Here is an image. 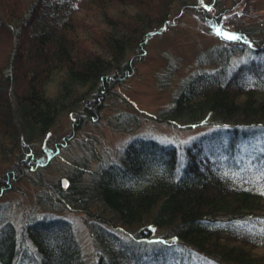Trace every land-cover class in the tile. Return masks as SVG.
<instances>
[{
  "label": "trees",
  "instance_id": "trees-1",
  "mask_svg": "<svg viewBox=\"0 0 264 264\" xmlns=\"http://www.w3.org/2000/svg\"><path fill=\"white\" fill-rule=\"evenodd\" d=\"M167 1L0 0V40L11 29L17 40L25 29L29 34L23 48L11 53L6 74L0 71V157L24 144L27 167L41 169L33 144L62 113L88 108L85 104L102 110L100 102L116 79L131 70L129 61L120 65L136 49L133 44L144 47L154 34L147 28L155 22L165 27ZM213 1L203 10L216 8ZM217 13L208 18L210 26L239 39L222 35L226 49L209 53L217 68L190 77L167 115L157 120L185 129L225 125L228 140L217 136L212 156H201L194 142L182 165L177 146L138 137L120 161L102 167L86 185L78 186L82 172L75 164L72 184L65 192L59 188L82 212L101 209L95 221L137 230L125 241L94 228L98 264H140L147 254L168 252L178 243L217 264H264V154L255 169L242 172L232 165L239 145L258 132L264 135V39L256 40L244 25L229 30ZM247 51L261 58L229 74L231 55ZM0 264L85 261L67 221L34 220L18 234L0 217Z\"/></svg>",
  "mask_w": 264,
  "mask_h": 264
},
{
  "label": "rangeland",
  "instance_id": "rangeland-1",
  "mask_svg": "<svg viewBox=\"0 0 264 264\" xmlns=\"http://www.w3.org/2000/svg\"><path fill=\"white\" fill-rule=\"evenodd\" d=\"M207 1L168 0L165 3V27L160 28L155 22L151 25L154 28H147L154 34L144 47L139 50L140 42L133 44L136 49L132 48V53L120 65L124 66L129 61L131 70L116 79L102 103L101 97H98L102 110L96 112L94 106L85 104L88 108L80 105L72 113H62L49 133L33 144L36 161L41 169L27 167L23 143L22 148L10 151L12 155L0 157V190L4 188L3 193L0 191V217L13 223L18 234H21L27 223L34 220L67 221L72 226L85 264H98L94 228L110 230L125 241L130 240L131 233L135 234L137 230L126 229L119 224L97 222L95 215L101 214V209H92L90 214H86L78 208V203H68L59 188L65 192L64 189L72 184L69 176L75 164L82 172L76 178L78 186H84L102 167L120 161L127 145L138 137H149L165 145L177 146L182 165L189 159L186 149L194 142L199 145L197 150H202L201 156H212L210 147L218 142L217 136H221L223 141L228 140L230 135H226L225 125L185 129L167 120H157V117L167 115L172 102L190 77L217 68L218 63L212 61L213 54L209 53L226 49L227 44L221 38L222 35L230 37L231 34L221 29L220 36L210 26V16H218L219 10L223 15L221 25L229 30L244 25L256 40L264 39V0H214L216 8L204 11L202 7L207 6ZM12 32L13 29L3 41L0 40L2 74H6V63L10 62L13 50L23 48L24 37L29 35L25 29L17 40ZM260 58L261 55L253 51L234 53L228 63V73L232 74L242 63ZM118 74L121 75L120 72ZM18 91L20 93V89ZM245 132L252 135L249 131ZM237 154L232 165L240 167L242 172L257 168L258 158L264 154V135L258 132L251 141L243 142ZM64 178L67 187L62 183ZM172 241L178 243L175 239ZM147 263L217 264L204 259L197 252L183 248L179 243L168 252L147 254L140 264Z\"/></svg>",
  "mask_w": 264,
  "mask_h": 264
},
{
  "label": "water",
  "instance_id": "water-1",
  "mask_svg": "<svg viewBox=\"0 0 264 264\" xmlns=\"http://www.w3.org/2000/svg\"><path fill=\"white\" fill-rule=\"evenodd\" d=\"M62 183H63V185H64L65 187L68 186L67 180H66L65 178L62 180Z\"/></svg>",
  "mask_w": 264,
  "mask_h": 264
},
{
  "label": "snow or ice",
  "instance_id": "snow-or-ice-1",
  "mask_svg": "<svg viewBox=\"0 0 264 264\" xmlns=\"http://www.w3.org/2000/svg\"><path fill=\"white\" fill-rule=\"evenodd\" d=\"M229 38L230 39H239V37H237V36H230Z\"/></svg>",
  "mask_w": 264,
  "mask_h": 264
}]
</instances>
